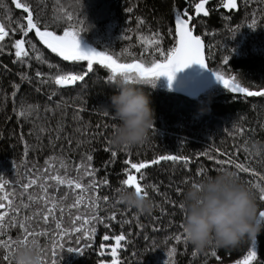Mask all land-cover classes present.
<instances>
[{"label":"trees","instance_id":"trees-1","mask_svg":"<svg viewBox=\"0 0 264 264\" xmlns=\"http://www.w3.org/2000/svg\"><path fill=\"white\" fill-rule=\"evenodd\" d=\"M22 2L29 4L42 30L47 26L60 34L87 29L78 35L84 43L122 63L143 60L150 64L163 59L156 53V46L150 48L147 42L159 39V48L165 52L174 47L175 16L187 9L195 17L190 23L194 25L193 34L201 37L205 70L211 79H215L212 72H219L225 78L235 77L251 91L264 90V0H237V9L231 10L222 7L223 0H211L205 6L208 16L196 15L194 5L199 0ZM26 16L15 8L13 0H0V23L10 33L0 42V183H7L6 188L0 189V197L7 194L12 200V210H0L8 212L0 238L15 241L12 250L20 241H37L47 264L53 259L56 264H111L115 240L105 241L103 237L119 234L125 235L118 250L119 264H237L250 251L256 252V258L249 264H264V226L253 238H245L235 247H209L203 251L195 250L183 239L181 227L184 190L204 176H214L224 169L232 171L252 190L259 210L264 211V201L259 199L260 189L264 188V97L232 93L219 81L195 96L169 91L156 83L136 84L150 97L154 126L142 143L131 148L114 147L110 137L118 120L109 105L117 81L109 79L111 73L107 69L94 65L83 81L63 88L56 85L55 75H82L87 62L64 61L40 43L34 31L25 45L29 56L14 62L12 45L22 38L20 29L26 25ZM253 21L256 27L251 29L248 25ZM233 30H238L234 36ZM155 33L159 37H154ZM37 72L43 77H37ZM113 152L117 155L113 156ZM88 156H92L91 161ZM162 156L187 160H160ZM126 160L149 163L142 170L141 181L153 203L148 214H140L116 200V191L124 186L121 182L130 168ZM155 160L159 162L150 163ZM61 162L65 167H61ZM237 163L250 171H240L235 167ZM89 164L93 176L85 175ZM201 171L203 174H198ZM44 175H60L86 187L93 180L107 184L82 193L74 186L45 181ZM32 179H37V184L25 191L23 184ZM42 183L48 185L46 193L40 187ZM82 195L84 203L72 207ZM45 196L47 199H41ZM97 197L98 209L89 205V201L94 205ZM54 203V216L46 224L44 216ZM114 213L115 220L107 219ZM96 215L103 223L92 220L83 224L79 234L74 231L82 224L74 223L77 216ZM20 223L27 226V231L19 227ZM56 223L62 224L63 235ZM177 235L182 237L180 241L175 239ZM101 245L105 247L101 249ZM69 247L82 251H68ZM7 251L0 248V264H13L11 255L8 261L3 259Z\"/></svg>","mask_w":264,"mask_h":264},{"label":"snow or ice","instance_id":"snow-or-ice-1","mask_svg":"<svg viewBox=\"0 0 264 264\" xmlns=\"http://www.w3.org/2000/svg\"><path fill=\"white\" fill-rule=\"evenodd\" d=\"M211 0H199L198 3H195V13L197 16L200 14H203L204 16L209 15V9L205 6L209 4ZM13 3L15 5L16 9H21L23 12L27 13L26 19V25H22L20 31L22 32V38L16 39L14 41V44L12 47L15 49L14 55L16 57V60L14 62H22L24 58L29 56V51L26 49L25 45L27 43V37L31 32H35V36L38 38L39 42L42 43L44 46H46L47 49H50L52 53L56 54L57 56L61 57L64 61H71V62H80V61H86L87 62V70L84 72V74H75L72 72H68L62 75H55L54 77V83L60 87H66L69 85H73L78 81H83L88 73H91L94 70V65H100L103 68L107 69L111 75L109 77L110 80L115 81L118 77L122 78L125 83L129 84H155L154 77H159L161 75L167 76L169 81V86H171V81L173 80L175 73L177 71L183 70L184 68L191 66L192 64H198L201 66V68L207 69V66L205 64V60L202 55V40L199 35L193 34V28L194 25H192L190 22L195 18L193 16L189 15V12L187 9L184 10L183 14L177 13L175 16V39L176 43L175 46L171 49H168L167 52L159 48L160 40L159 39H152L148 41V45L151 48L152 45L156 46V53H158L159 56L163 57V59H155L152 60L151 63H146L143 60H133L131 63H122L117 58H115L112 55L106 54L104 51H96L94 49H89L88 51H84L81 49L79 41H78V35L82 31H86L87 29H82L81 31H72V30H65L62 35H58L55 31L48 30L47 26H45L42 30L41 26H39V21L36 20L34 17V14L29 6L28 3L22 2V0H13ZM222 7L224 9H237V0H223ZM182 17H187L182 18ZM68 19L70 20L71 17L69 16ZM142 24L143 21H140ZM249 28H255L256 22L253 21L252 24L248 25ZM238 32V30H233V36ZM9 32L6 31L5 24L0 23V42H3L6 37L9 36ZM154 37H159V33H155ZM156 53H146L147 54H156ZM40 57L37 56V60H39ZM225 63L228 62V57L224 58ZM51 67V65H50ZM210 71V70H209ZM212 75L215 77L217 81H219L227 90L231 91L232 93H244L247 96H262L264 97V90L261 91H251L247 87L241 86L240 83L236 81L235 77L232 78H225V76L219 72H212ZM37 77H43V74L40 72L36 73ZM16 88H19V85L15 86ZM15 95V93H13ZM31 107V106H29ZM21 116L24 115L23 112L20 113ZM105 115L107 116L108 113L106 112ZM113 156H116L117 153L113 152ZM52 159V158H50ZM87 159L89 161L92 160V156H88ZM160 160L168 159V160H180L184 159L187 160L186 157L181 158L177 156H162L159 158ZM158 160L151 161L150 163L155 164L158 163ZM46 165L49 164V161H45ZM125 163L127 165H130L129 169H126V172L128 173L126 175V178L121 182L124 186L133 187L137 193H143L147 195L146 190L142 187L141 181L143 180V173L142 170L146 169L149 166V163H132L130 160H126ZM223 163V162H221ZM61 167H65L63 162H61ZM80 167L79 165L77 166ZM237 169H239L242 172H249L250 170L244 165L237 163L235 165ZM89 171L85 173L87 176H93L94 172L91 170V165H88ZM131 170H135V173H131ZM49 171L48 168L44 170L45 173ZM198 174H203L202 171ZM253 175H257L256 173H252ZM45 181H55L58 185H67L68 187H73L75 189L81 190V192H86L89 188H96L99 189V187H103L107 184V181H104L103 185L99 184L97 181L93 180L91 184H89L87 187L75 180L67 179L66 177H62L60 175H52L47 176L44 175L42 177ZM37 184V179H32L27 184H23V188L25 191H27L32 185ZM7 187V183H0V189H4ZM41 189L46 193L47 192V184L42 183L40 185ZM256 187H259V185H256ZM260 197L259 199L261 201H264V188L260 189ZM30 200L35 199L34 197H29ZM41 199H47V197H41ZM85 197L82 195L79 197L74 205L72 207H78L84 203ZM108 200L107 197L104 198V201L106 202ZM3 201H7V204H5ZM90 206H94L98 209L99 207V197H97V200L95 204L91 201H89ZM55 203L53 204V207H49L47 209V214L44 216V222L47 224L50 219L53 218L55 213ZM24 207H28V205H24ZM183 207V206H181ZM9 209L12 210V200L10 197L5 194L3 197H0V210L3 209ZM15 211H18L16 209ZM8 215V212L6 211H0V228L3 226V222L5 221L6 216ZM260 215L264 217V211L260 212ZM107 219L115 220L116 214H112L111 217H108ZM92 220H96L98 222L103 223V219L100 218L98 215L92 216L91 218H84L81 216H77L75 218V222H82L81 228H75L74 231L79 234L83 230V224H90ZM19 227L23 229L24 231H27V226L24 223H20ZM181 227H183L181 225ZM56 228L61 229V234L63 235L62 231V224L56 223ZM93 233L95 232V229H92ZM43 234V233H38ZM29 235H33V233H29ZM50 235V233L48 234ZM85 235L87 236L88 233L85 232ZM105 241H108L110 239L115 240V245L111 247L110 255L112 257L111 264H119L118 259V250L120 249L122 242L125 240L124 234H119L114 237H109L108 235H105L103 237ZM177 241H180L182 237L180 235H177L175 237ZM183 239L186 241L185 237ZM21 243L26 242L20 241ZM15 243V241L12 240H4L3 238H0V248L8 250L6 254L3 256V259L5 261L9 260V256H12V244ZM105 246L101 245V249H103ZM68 251H74V252H81L82 250L80 248H71L69 247L67 249ZM172 251L169 252V256L171 257L173 254ZM103 251L101 252V255H103ZM195 254V253H194ZM213 256L216 255V253L213 251L211 253ZM53 256H55V253H53ZM256 258V252L250 251L248 253V256L240 262V264H249L250 260H254ZM43 264H47V262L43 259ZM51 264H56L55 259L52 260Z\"/></svg>","mask_w":264,"mask_h":264},{"label":"clouds","instance_id":"clouds-1","mask_svg":"<svg viewBox=\"0 0 264 264\" xmlns=\"http://www.w3.org/2000/svg\"><path fill=\"white\" fill-rule=\"evenodd\" d=\"M116 81L109 107L118 124L110 142L117 148H131L147 138L154 126V110L143 88L122 78ZM116 200L140 214H148L153 208L147 195L126 186L117 189ZM182 206V231L186 242L197 251L235 247L264 226L255 194L228 169L189 185L183 192ZM43 259L42 246L35 240L20 243L12 252L13 264H43Z\"/></svg>","mask_w":264,"mask_h":264},{"label":"water","instance_id":"water-1","mask_svg":"<svg viewBox=\"0 0 264 264\" xmlns=\"http://www.w3.org/2000/svg\"><path fill=\"white\" fill-rule=\"evenodd\" d=\"M202 55L204 58V51L202 48ZM204 68H201L198 64H192L184 68L183 70L177 71L173 78L177 87L180 91L187 93L194 90L200 82L203 81L202 72Z\"/></svg>","mask_w":264,"mask_h":264},{"label":"rangeland","instance_id":"rangeland-1","mask_svg":"<svg viewBox=\"0 0 264 264\" xmlns=\"http://www.w3.org/2000/svg\"><path fill=\"white\" fill-rule=\"evenodd\" d=\"M63 32L60 33V34H58V35H62ZM78 41H79V44H80V47H81L82 50L88 51L89 49H92L89 45H87L86 43H84V41H82L79 37H78ZM210 76H211V74H209L206 70H204L202 72L203 81L200 82L198 84V86L194 90H192L190 92H187V94L192 95V96H195L199 92H201L202 90H204L206 87L210 86L213 82H216L217 81L215 79H211ZM153 79L155 80V83L157 85L161 86V88H165V89H167L169 91H177V92L180 91L179 88L177 87L176 83L174 82V80L171 81V86H169V81H168L167 76L161 75L159 77H154ZM243 260H241L240 262H242ZM240 262L237 263V264H240Z\"/></svg>","mask_w":264,"mask_h":264}]
</instances>
